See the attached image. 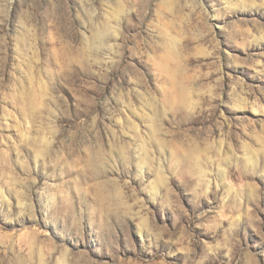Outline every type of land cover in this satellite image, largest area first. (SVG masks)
<instances>
[{
    "label": "rangeland",
    "instance_id": "1",
    "mask_svg": "<svg viewBox=\"0 0 264 264\" xmlns=\"http://www.w3.org/2000/svg\"><path fill=\"white\" fill-rule=\"evenodd\" d=\"M0 264H264V0H0Z\"/></svg>",
    "mask_w": 264,
    "mask_h": 264
}]
</instances>
